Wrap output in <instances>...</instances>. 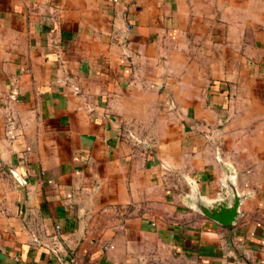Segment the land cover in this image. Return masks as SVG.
<instances>
[{
	"label": "crops",
	"instance_id": "crops-1",
	"mask_svg": "<svg viewBox=\"0 0 264 264\" xmlns=\"http://www.w3.org/2000/svg\"><path fill=\"white\" fill-rule=\"evenodd\" d=\"M71 258L264 264V0H0V264Z\"/></svg>",
	"mask_w": 264,
	"mask_h": 264
},
{
	"label": "water",
	"instance_id": "water-1",
	"mask_svg": "<svg viewBox=\"0 0 264 264\" xmlns=\"http://www.w3.org/2000/svg\"><path fill=\"white\" fill-rule=\"evenodd\" d=\"M232 188L233 198L223 197L213 202L210 206L200 205V211L219 224L225 226L233 225L239 213L241 196L237 193L234 186H232Z\"/></svg>",
	"mask_w": 264,
	"mask_h": 264
},
{
	"label": "built area",
	"instance_id": "built-area-1",
	"mask_svg": "<svg viewBox=\"0 0 264 264\" xmlns=\"http://www.w3.org/2000/svg\"><path fill=\"white\" fill-rule=\"evenodd\" d=\"M61 227L58 225L57 230L60 231ZM65 264H81V262L76 258H71L69 261H67Z\"/></svg>",
	"mask_w": 264,
	"mask_h": 264
}]
</instances>
